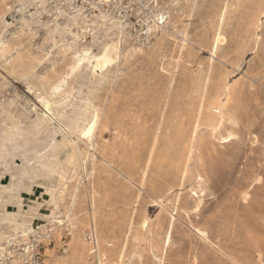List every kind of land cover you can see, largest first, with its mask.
<instances>
[{"label": "rangeland", "instance_id": "obj_1", "mask_svg": "<svg viewBox=\"0 0 264 264\" xmlns=\"http://www.w3.org/2000/svg\"><path fill=\"white\" fill-rule=\"evenodd\" d=\"M96 3L0 0V240L49 223L42 264H98L96 226L105 264H264V0H125L158 37ZM101 10L126 36L95 68Z\"/></svg>", "mask_w": 264, "mask_h": 264}, {"label": "bare ground", "instance_id": "obj_2", "mask_svg": "<svg viewBox=\"0 0 264 264\" xmlns=\"http://www.w3.org/2000/svg\"><path fill=\"white\" fill-rule=\"evenodd\" d=\"M102 0H100L101 2ZM107 1V0H105ZM239 2V1H238ZM226 7V6H225ZM226 9H222L221 10V16L224 17L225 16V13H226ZM261 14H264V11L261 12ZM163 16L164 17V22L163 24L160 23L158 17L159 16ZM99 17L101 18V20L103 21V24L104 25H107V24H110L113 28L115 29H118V34H116L118 37H117V40H114L112 41L110 44L106 45L102 51L100 52L99 55H95V56H91V52L89 49H84L83 50V54H85L86 57L82 58V59H96V66L95 68L99 67L100 65H105V60L102 59L103 57H105V54L107 52V57L109 59H118L120 58L121 56V47H122V42H123V39L125 38L126 34H125V31L123 29V27L121 26V24L119 23V21H117L116 19H114L113 17H111L109 15L108 12H105V11H102L99 13ZM167 15H166V18H165V14L164 12H159L158 14H155L154 17H152V20L155 21L157 24H153L151 26H149V32L152 33L155 37H158L159 36V32L162 31V35H165V30H166V26L164 25V23L167 21ZM159 24V25H158ZM163 25V26H162ZM181 35V46L180 48L182 49L186 44H187V40H188V35L186 34V32H181L180 33ZM219 39H220V35H215V38H214V44H215V50H217V47H218V44H219ZM147 41V40H146ZM177 42V41H176ZM258 44V43H257ZM4 46V45H3ZM119 63V61H118ZM101 67V66H100ZM105 67V66H104ZM100 71V70H99ZM118 71V70H117ZM72 74V73H71ZM42 78V77H41ZM169 82V81H168ZM65 83V80L61 81V83H59L56 87H55V91H59L61 90V88L64 86H62V84ZM168 88V86H167ZM57 93V92H56ZM228 94V93H227ZM64 99V98H63ZM229 99V98H228ZM69 103V102H68ZM42 104V103H41ZM47 104V103H46ZM45 108V106H44ZM47 109V112L49 111V106H46ZM94 109V108H93ZM98 110V109H97ZM218 112V111H217ZM43 113V112H42ZM44 114V113H43ZM223 111L221 112V117L223 118ZM45 117H47V113L45 114ZM162 118V117H161ZM50 119V118H49ZM221 119V118H220ZM95 121L96 122V125H95V128L93 129V133H92V136L91 138H85L83 135H82V132L84 130H86L87 128L91 127L92 124L91 122L92 121ZM197 122V121H196ZM99 123H100V115L97 111L94 112L93 116H92V119L90 120V122L83 128V130L81 131V143L83 142L85 144V146L87 148H92V149H95V144H94V141H93V137H94V134H95V131L96 129L98 128L99 126ZM222 123V122H220ZM59 126V125H58ZM171 126V125H170ZM197 126V125H196ZM215 133V132H214ZM69 134V133H68ZM233 135H228L227 137H223L222 138V141H227L229 138L231 139ZM71 137V136H70ZM75 138V137H74ZM257 139V138H256ZM78 142V139L76 140ZM112 149V148H111ZM116 153V152H115ZM86 154V153H85ZM82 155V154H81ZM80 155V156H81ZM89 155V154H88ZM113 155V154H112ZM130 155V154H129ZM88 158V156H87ZM94 160V159H93ZM122 160V159H121ZM83 165V164H82ZM84 166V165H83ZM85 168V167H84ZM86 171V174H87V170L85 168ZM79 185V184H78ZM78 195H79V192L78 191H75L74 194L72 195V199H73V205L76 201V199L78 198ZM95 193L93 192L92 196H94ZM197 196V195H196ZM249 196V195H248ZM247 196V197H248ZM93 199V198H92ZM91 209V208H90ZM174 211H177V209L175 208ZM73 206L71 208H69L68 212L66 213V218H67V221L68 222H71L74 220V216H73ZM173 218V216H172ZM174 219V218H173ZM95 219L94 217L91 218V222L94 223ZM62 221H59V223H61ZM61 227V225H59ZM72 228L75 227V224L72 223ZM145 227V226H144ZM91 234V233H90ZM92 237H93V244H94V248H96L95 252L97 253V256L99 258V263L100 264H105V255L102 254L100 252V244H99V239H98V236H97V231H96V226L94 228H92ZM171 238H172V230L168 231L164 237V245L166 248H168V246L170 245L171 243ZM120 260L122 262L123 260V257L121 256L120 257ZM98 263V264H99ZM45 264H52L51 262H46ZM158 264H162V262H159Z\"/></svg>", "mask_w": 264, "mask_h": 264}, {"label": "built area", "instance_id": "obj_3", "mask_svg": "<svg viewBox=\"0 0 264 264\" xmlns=\"http://www.w3.org/2000/svg\"><path fill=\"white\" fill-rule=\"evenodd\" d=\"M98 2L99 0L95 5H101L103 9L113 13L121 20L129 21V17H132L133 14L137 15L133 8L129 9L126 6L125 0H102L101 3ZM136 17V24L141 23L144 29H146L147 23L152 21L151 17L146 20L145 18L140 19L138 15ZM53 232V225L47 223L45 229L37 226L25 233H11L3 241L0 240V264H42L41 247L49 238H52Z\"/></svg>", "mask_w": 264, "mask_h": 264}, {"label": "snow or ice", "instance_id": "obj_4", "mask_svg": "<svg viewBox=\"0 0 264 264\" xmlns=\"http://www.w3.org/2000/svg\"><path fill=\"white\" fill-rule=\"evenodd\" d=\"M158 19H159L160 23L163 24V22H164V17L161 15V16L158 17ZM102 59L105 60V65H104L105 67H107V65H108L109 63H114V62H115V61H113V60H111V59H109V58L107 57V52H106V54H105V57H103ZM91 124H92L91 127L87 128L86 130H84V131L82 132V135H83L85 138H91V136H92L93 129L95 128L96 122L93 120V121L91 122Z\"/></svg>", "mask_w": 264, "mask_h": 264}, {"label": "crops", "instance_id": "obj_5", "mask_svg": "<svg viewBox=\"0 0 264 264\" xmlns=\"http://www.w3.org/2000/svg\"><path fill=\"white\" fill-rule=\"evenodd\" d=\"M28 201H29V199H27V198L26 199H23L22 200V206L23 207H29V202Z\"/></svg>", "mask_w": 264, "mask_h": 264}]
</instances>
